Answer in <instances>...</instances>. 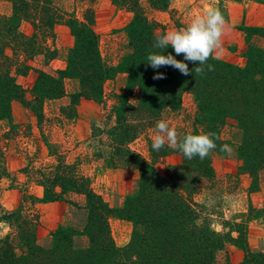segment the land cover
<instances>
[{
	"label": "trees",
	"instance_id": "16d2710c",
	"mask_svg": "<svg viewBox=\"0 0 264 264\" xmlns=\"http://www.w3.org/2000/svg\"><path fill=\"white\" fill-rule=\"evenodd\" d=\"M7 1L10 13L0 14V128L10 127L15 101L40 123L45 103L67 95L68 79L77 82V90L68 94L69 104L61 110L70 108L65 117L74 121L80 98L102 102L104 82L116 73H125L123 90L114 95L110 109L113 124L102 129L93 125L91 136L103 134L110 167L135 169L138 180L123 204L112 208L76 163L59 157L39 167L29 166L42 193L39 197L27 194L29 204H19L10 211L0 209V222L10 228L0 236V264H232L226 244L233 243L241 250L246 247L243 234L247 220L231 221L226 231L216 230L209 207L197 203L195 196L202 182L214 177L211 156L223 144L220 132L225 125L242 131L238 153L243 171L253 176L264 168V49L249 45L244 51V66L210 58L208 63L214 70L203 75L193 72L185 76L172 67L153 69L147 66L146 57L154 51L156 35L162 33L158 25L149 20L141 0H110L132 14L124 26L128 51L111 66L99 50L92 8H86L83 19H78L54 0ZM22 23L30 26V33L21 29ZM59 23L70 29L74 44L64 55V68L51 69L49 63L59 54L54 45ZM241 27L256 29L264 36V26ZM168 52L176 55L170 45L165 54ZM176 58L183 60V55ZM187 63L190 69L196 66ZM156 72L166 78L153 79ZM31 73L34 79L26 88L18 78ZM185 93L194 102L193 116L187 117L190 131L203 129L220 137L216 149L203 160L198 156L187 159L167 145L154 151L151 137L145 133L155 132L156 121L167 120V113L179 112ZM187 132L181 129L178 133L183 136ZM144 133L147 157L130 147ZM8 135L9 130L0 133V179L9 173L4 142ZM50 145L47 143L49 149ZM173 154H179L180 161L167 166L165 174L159 173L155 163ZM73 195H81L84 203H71ZM57 200L71 203L79 215L76 221L66 217L49 233L44 245L37 238L39 215L33 206ZM112 215L132 225L131 238L122 247L111 237L108 219ZM81 239L83 244H78ZM245 251L240 264H264V251Z\"/></svg>",
	"mask_w": 264,
	"mask_h": 264
},
{
	"label": "rangeland",
	"instance_id": "374dc122",
	"mask_svg": "<svg viewBox=\"0 0 264 264\" xmlns=\"http://www.w3.org/2000/svg\"><path fill=\"white\" fill-rule=\"evenodd\" d=\"M54 1L62 10L78 19H83L86 8H92L94 29L98 34V46L103 60L111 66H116L120 62L128 51V38L124 26L131 19V12L115 6L110 0ZM232 1L234 0H158L151 3L149 0H141V5L149 20L154 21L158 25V30L164 33L186 26L194 17L204 15L210 7H218L230 24L228 16L229 10L234 6ZM251 1L246 0L243 4L253 5L254 10H243L241 18L238 12L237 21H233L236 25L225 28L221 47L214 53L218 59L244 66L246 62L244 51L249 45L264 49V36L260 31L243 30L244 27H241L244 24L256 26L261 22L264 26V0ZM10 9L7 0H0V14H9ZM21 29L30 33V26L27 23H22ZM73 44L74 37L70 29L64 23L57 24L54 45L59 54L49 63L51 69L64 68V55ZM125 76V73H116L113 78L104 82L105 96L102 102L80 98L75 107L77 115L74 121L65 117L66 113L70 114V108H65L67 112L61 110L69 104L68 94L77 90V82L74 80H65L67 95L45 103L44 116L40 123H37L32 113L24 109L19 102L13 103V121L10 127L6 125L0 128V133L9 130L7 141H4L9 173L0 179L1 210L10 211L19 204H29L27 194L41 196L42 188L34 182L32 171L28 168L56 161L59 157L76 163L79 171L90 178L93 189L104 197L110 207L116 208L123 204L125 195L136 187L138 172L131 168L110 167L109 153L104 151L108 148L103 145V134L94 138L91 135L93 125L102 129L113 124L114 116L110 109L115 102L114 95L123 90ZM33 79L34 73H31L26 77L20 76L18 82L29 88ZM180 103L179 112L167 113L165 117L177 131L181 129L190 131L192 127L187 117L192 118L194 112L191 95L183 94ZM145 133L152 137L154 131L149 130ZM145 133L133 140L130 147L147 157L148 141ZM220 136L223 143L229 144L234 151L231 155L220 150L213 152L211 164L214 177L202 182L195 201L209 207L213 215L212 226L216 230L226 231L231 221L247 220L243 234L246 247L241 250L233 243H227L225 247L231 263L240 264L244 259L245 250L264 251V168L253 176L243 171V161L238 153V145L242 139V131L239 128L225 125ZM47 143L51 144L50 149ZM101 150L103 151L100 152ZM50 153L54 155H49ZM179 161L180 155L173 154L156 162L155 167L159 173L165 174L167 166ZM71 203L82 205L84 199L81 195H73ZM71 203L57 200L34 204L33 207L39 215L37 238L41 244L48 243L49 233L66 217L77 220L79 214L69 205ZM108 223L115 245L122 247L127 244L132 235L131 223L115 215L109 217ZM8 231H10L8 225L0 222V236ZM233 236L236 237L237 233L233 232ZM241 240L242 238L238 242L242 243ZM76 242L83 244L82 239L81 242Z\"/></svg>",
	"mask_w": 264,
	"mask_h": 264
},
{
	"label": "clouds",
	"instance_id": "9594fccd",
	"mask_svg": "<svg viewBox=\"0 0 264 264\" xmlns=\"http://www.w3.org/2000/svg\"><path fill=\"white\" fill-rule=\"evenodd\" d=\"M226 23L220 9L210 7L204 15L194 17L186 26L157 34L153 44L154 51L146 57L147 66L153 69L172 67L185 76L193 72L195 75H203L205 71H213L214 66L208 60L218 58L214 53L221 47ZM169 45L176 55L171 52L165 54ZM179 55H183V60L176 58ZM187 62L196 66L190 69ZM165 78V74L161 72H156L153 76L155 80ZM218 139L220 137L216 133L203 129L189 131L181 136L176 127L171 126L166 119H159L151 137V147L159 152L167 145L180 151L187 159L198 156L203 160L216 149ZM220 151L231 155L234 150L229 144L223 143Z\"/></svg>",
	"mask_w": 264,
	"mask_h": 264
},
{
	"label": "crops",
	"instance_id": "0c3cea01",
	"mask_svg": "<svg viewBox=\"0 0 264 264\" xmlns=\"http://www.w3.org/2000/svg\"><path fill=\"white\" fill-rule=\"evenodd\" d=\"M252 2L251 0H247V2ZM233 2V4H234V6L233 7H231V9L229 10V19L231 20V22H230V24H228V22H227V20H226V27L227 28H230V26H235L236 25V22H233V21H237V14H238V12H240V18L242 17V12H243V10H246V9H251V10H254V8L252 7V6H250L249 5V3H245V4H243V2H246V0H242V1H236V0H234V1H232ZM256 7V6H255ZM257 8V7H256ZM258 9V8H257ZM263 24V22H261V23H257V25L256 26H263L262 25ZM230 25V26H229ZM245 26H247V24H244Z\"/></svg>",
	"mask_w": 264,
	"mask_h": 264
}]
</instances>
